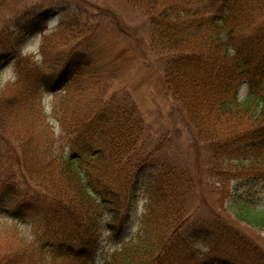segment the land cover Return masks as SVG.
Here are the masks:
<instances>
[{
  "label": "rangeland",
  "instance_id": "rangeland-1",
  "mask_svg": "<svg viewBox=\"0 0 264 264\" xmlns=\"http://www.w3.org/2000/svg\"><path fill=\"white\" fill-rule=\"evenodd\" d=\"M142 25L144 18L126 0H0V126L4 130L0 132V252L5 264L31 263L20 258V246L39 250L36 246L41 243L37 264H52L47 260L52 246L75 247L86 241H94L98 248L90 264H116L117 253L144 248L146 234L151 243L145 254L134 256V264H264V230L239 222L234 215L245 195L264 210V184L247 176L233 179L232 170L241 167L218 165L220 158L208 152L196 131L193 138L201 142L194 145L165 88L158 53L150 48L149 29ZM67 62L84 65L81 74L67 87L52 91L48 83L65 71ZM37 86L41 87L35 93L32 87ZM240 93L245 95L246 86ZM93 101L100 106H93ZM105 101L111 110L104 108ZM70 111L73 119L83 115L79 122H86L95 138L81 137L84 124L76 134L74 124L60 123L59 116ZM124 116L136 131L131 133L129 151H123L122 160L112 161L113 170L102 167V161L114 160L115 152L109 156L107 151L99 161V176L104 172L101 176L118 178L111 198L114 209L83 205L78 191L52 171L58 160L44 154L45 141L64 154L67 142L81 147L93 141L104 150L108 144L103 140L111 133L102 123L120 133L119 120ZM131 122L141 125L134 128ZM165 125L169 129L159 138ZM163 143L165 148L155 155V148ZM74 152L82 155V149ZM137 154L151 157L142 165L149 176L146 182L151 180L156 188L153 192L132 188L145 182L133 171ZM162 157L171 162L176 158L193 178L183 206L166 200L174 210L168 219L161 218L159 207L163 196L155 160ZM137 176L140 180H135ZM78 223L81 230L75 234ZM157 224L166 234L158 248L161 240L152 238L151 232ZM42 259L45 263H40Z\"/></svg>",
  "mask_w": 264,
  "mask_h": 264
},
{
  "label": "trees",
  "instance_id": "trees-1",
  "mask_svg": "<svg viewBox=\"0 0 264 264\" xmlns=\"http://www.w3.org/2000/svg\"><path fill=\"white\" fill-rule=\"evenodd\" d=\"M126 3L137 9L144 18L142 26L149 29L150 48L158 53L165 88L176 102L178 107L175 110L181 114L179 119L183 118L182 129L189 131L194 145L197 146V142H201L199 138H193L196 131L198 137L208 146V152H211L213 157L220 158L218 165L224 162L228 167H241L239 170H232L236 176L233 179L247 176L264 184V0H126ZM36 25L39 27L38 23ZM40 30L42 31L41 28ZM71 65L73 66V63L67 62L65 71L48 83L52 91L53 88L67 87L79 77L84 65L79 62L73 67H70ZM71 68L76 70L71 72ZM40 80L44 85V79ZM244 86L246 93L241 96L240 91ZM40 87L37 86L36 90L32 87V90L36 93ZM106 103L107 101L104 108L111 110ZM92 105L99 107L100 103L93 101ZM57 114L58 110L53 112V116ZM73 116L74 113L70 111L69 114H61L59 120L62 125H70V122L74 124L76 133L79 125L83 127L84 123L79 122L83 115L79 114L76 119H73ZM175 116L173 115L171 120H174ZM119 122H122V125L119 127L120 133L116 134L108 128V124L102 123V127L111 133L105 137L107 140H103L108 144L104 145V150H99L101 145L93 141L81 147L67 142L64 154L63 151L53 149L52 142L45 141L44 154L49 159L58 160L52 171L64 176L67 184L78 191L77 198L83 205L98 204L114 209L111 198L116 194L114 184L118 185V178L101 176L104 172L99 176L98 171L99 161L105 158L107 151L109 156L115 152V158L102 161V167L107 165L108 169L113 170L115 163L112 161L122 160L123 151L130 149L131 133L136 131L128 125L125 116L124 119L120 118ZM92 123L95 122L90 124ZM131 123L134 128L141 125V122ZM1 126L0 132L4 133ZM89 128H86L85 122L83 134L78 133L81 137L89 136V140L95 138L96 132H89ZM168 129L167 125L161 127L159 138ZM34 134H30L33 140ZM119 139H123L124 144L114 143ZM111 146L114 148H110ZM164 148V143L160 144L155 148L154 154ZM74 149H82V155L73 153ZM175 159H172L173 162L164 157L160 161L155 160L157 186L158 190L162 189L163 196V199L159 200L161 218H169V214L174 213L171 207L166 206V200H175L177 206H183L191 191L190 183L193 178L189 179L190 174L186 173L184 167L181 169L182 164ZM148 160H151L150 156L141 157L137 154L133 171L145 178V182L133 185L135 191L141 187L146 189V193L156 189L150 185L151 180L146 182L149 176L145 175L146 168L142 164ZM210 171L212 169H204V172ZM218 173L219 171H216V175ZM202 174L201 170L197 172L198 181L201 180ZM140 176L135 180H140ZM188 179L189 181H186ZM135 191L130 192L134 194ZM248 198V195L243 196L242 202L234 208L236 220L264 230V210L258 209L257 203L249 201ZM152 204L153 202L148 206ZM163 207L164 211L161 210ZM16 215L17 213L13 214V217ZM75 228V234H78L81 224L78 223ZM151 232L152 238L161 240L158 248L162 240L165 241L166 234L158 224ZM142 240L144 248L133 247L131 251H127L126 246L128 254L123 255L124 251L117 253L116 259H113L117 260L116 264H134V256L145 254L151 238L146 234ZM79 244L82 247H79ZM19 248L18 253L22 260L25 257L31 261L30 264L38 263L41 243L36 246L39 250L26 249L23 246ZM50 249L47 260L50 258L52 264H90L95 260L98 250L94 241L78 243L75 247L61 243ZM41 257L44 258V255ZM5 259V254L0 252V264H5ZM44 259L40 263H45Z\"/></svg>",
  "mask_w": 264,
  "mask_h": 264
}]
</instances>
